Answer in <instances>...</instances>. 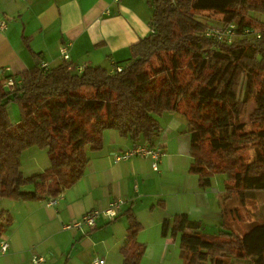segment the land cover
I'll return each instance as SVG.
<instances>
[{
    "label": "trees",
    "instance_id": "trees-1",
    "mask_svg": "<svg viewBox=\"0 0 264 264\" xmlns=\"http://www.w3.org/2000/svg\"><path fill=\"white\" fill-rule=\"evenodd\" d=\"M149 7L152 32L111 72H76L67 62L16 76L0 70V198L57 199L82 178L88 152L102 149L105 131L152 149L158 118L176 114L185 123L189 173L198 177L199 188L225 176L222 221L216 233L206 234L200 222L174 216L162 223L161 236L178 239L185 264H264V222L234 218L248 224L237 235L227 214L235 199L244 203L248 194L264 193V0H150ZM230 27V40L206 37L210 29ZM8 79L14 81L11 90L3 88ZM249 102L254 107L246 116ZM10 104L19 111L15 125L7 114ZM243 121L256 130L246 131ZM31 148L46 151L49 167L25 177L20 159ZM3 222L9 224L0 213V231ZM128 224L126 247L134 258L124 264H137L141 228L132 215Z\"/></svg>",
    "mask_w": 264,
    "mask_h": 264
},
{
    "label": "crops",
    "instance_id": "crops-1",
    "mask_svg": "<svg viewBox=\"0 0 264 264\" xmlns=\"http://www.w3.org/2000/svg\"><path fill=\"white\" fill-rule=\"evenodd\" d=\"M149 2L0 0V23L5 25L0 30V70L16 76L41 63L56 67L64 62L60 53L65 49L72 70L102 67L111 72L130 59L131 46L152 32ZM7 114L11 124L18 123L15 104L7 107ZM158 122L160 133L153 148L162 156L157 171L150 159L115 161L134 146L118 133L105 131L102 149L88 152L82 178L54 206L48 205L49 197L28 202L0 198V213L9 220L0 231V241L9 246L0 254V264H33L34 257L43 258L42 264H91L94 259L124 264L134 258L126 247L129 215L141 228L135 239L143 250L137 264H185L178 239L162 237L161 225L184 216L200 222L203 233H216L224 186L212 179L209 188L200 189L198 177L189 173V136L181 116L165 113ZM48 167L46 151L31 148L21 156L25 177ZM116 200L122 201L116 219L99 218L92 230H64L66 224L93 210H105Z\"/></svg>",
    "mask_w": 264,
    "mask_h": 264
},
{
    "label": "built area",
    "instance_id": "built-area-1",
    "mask_svg": "<svg viewBox=\"0 0 264 264\" xmlns=\"http://www.w3.org/2000/svg\"><path fill=\"white\" fill-rule=\"evenodd\" d=\"M4 29H5L4 23H0V30H4ZM234 29H235L234 27H230L227 30L213 28L207 31L206 37L219 39V40H223V39L230 40V37L232 35L231 30H234ZM245 34L249 36H254L256 37V39L260 38L259 34L254 33L253 31H246ZM60 55H61L62 60L68 63L69 58H68L67 51L65 49L61 50ZM47 68L49 67L46 63L40 64V69L42 71H45ZM79 71L81 72L82 69H79ZM116 71L120 72L121 70L119 68H116ZM5 72L8 73L9 70H5ZM13 86H14V81L12 79H8L4 83L3 88L6 90H11ZM161 156H162V152L158 148L150 149L147 146H137V147H133L130 151L122 155L115 156L114 160L122 161V160H127V159L135 158V157L150 159L152 160V169L154 171H157V166H158L159 159L161 158ZM55 204H56V199L54 198L48 199L49 206H54ZM121 206H122V201L116 200L115 202L111 203L108 206V208L105 210H93L85 214L80 220L73 221V222L66 224L65 226H63L64 230L66 231L82 230L83 228L92 230L95 228L96 221L99 218H104L109 221L116 219L118 217V213L120 211ZM8 247L9 246L6 241H0V254L4 255L7 252ZM44 262L45 260L41 257H34L32 259L33 264H42ZM91 264H106V263L102 259H94L92 260Z\"/></svg>",
    "mask_w": 264,
    "mask_h": 264
},
{
    "label": "rangeland",
    "instance_id": "rangeland-1",
    "mask_svg": "<svg viewBox=\"0 0 264 264\" xmlns=\"http://www.w3.org/2000/svg\"><path fill=\"white\" fill-rule=\"evenodd\" d=\"M186 74L187 73H185V75ZM180 78L181 80L183 79L182 74H180ZM253 107H254V104L252 102H249L246 108V116L253 111ZM243 122L247 125L246 131L256 130L255 126H251L246 121H243ZM247 155L252 157L253 155L252 151H249ZM213 181L219 184L221 188H223L225 176H221V175L215 176ZM217 184H215V186L218 187ZM233 210L237 212L238 216L235 213H232ZM227 214H228V223L230 224L234 232L237 235H243L247 231V226L243 222H235V221L233 222V220L234 218L239 220L242 218V216H245V217L250 216L252 222L253 221L257 223L264 222V193L255 192L252 194H248V199L244 203H240L237 199H235L233 202L227 205ZM231 264H252V261L250 259H247L245 261H234L233 260Z\"/></svg>",
    "mask_w": 264,
    "mask_h": 264
}]
</instances>
